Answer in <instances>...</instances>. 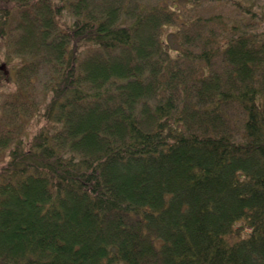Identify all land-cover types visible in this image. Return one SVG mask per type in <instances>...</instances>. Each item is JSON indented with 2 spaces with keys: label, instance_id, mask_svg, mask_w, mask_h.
I'll return each instance as SVG.
<instances>
[{
  "label": "trees",
  "instance_id": "trees-1",
  "mask_svg": "<svg viewBox=\"0 0 264 264\" xmlns=\"http://www.w3.org/2000/svg\"><path fill=\"white\" fill-rule=\"evenodd\" d=\"M244 3L187 16L174 49L179 0H0V264H264V19Z\"/></svg>",
  "mask_w": 264,
  "mask_h": 264
},
{
  "label": "rangeland",
  "instance_id": "rangeland-1",
  "mask_svg": "<svg viewBox=\"0 0 264 264\" xmlns=\"http://www.w3.org/2000/svg\"><path fill=\"white\" fill-rule=\"evenodd\" d=\"M145 1V0H142ZM151 2H157L158 0H150ZM241 2L247 4L253 2L255 4L254 10H256L259 14L257 18L264 19V0H239ZM247 1V2H246ZM203 6L198 7L197 4L194 5H189L190 7L185 8L183 7V0H179V6L178 8L181 9L180 14H179V24L174 23L171 25H166L163 27V34L162 38L165 41H170L173 44V48H176V43L174 41L173 36L171 33H174L180 23H182L187 16H192V15H200V16H219V19L223 21H227L228 19L235 20V18H247L240 12L236 11L235 7L233 6V0H221L217 2L216 0H208L203 2ZM191 8V9H190ZM11 67V66H10ZM41 71V72H40ZM45 70H39L38 71V76H36V82L34 84V89H35V97L36 99H40L44 97V90L41 88L42 86V80L44 76ZM40 72V73H39Z\"/></svg>",
  "mask_w": 264,
  "mask_h": 264
}]
</instances>
